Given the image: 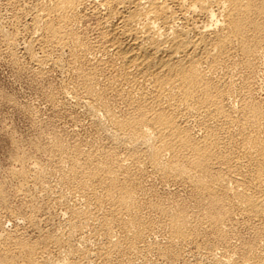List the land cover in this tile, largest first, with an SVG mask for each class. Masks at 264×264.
I'll return each instance as SVG.
<instances>
[{"label": "bare ground", "instance_id": "obj_1", "mask_svg": "<svg viewBox=\"0 0 264 264\" xmlns=\"http://www.w3.org/2000/svg\"><path fill=\"white\" fill-rule=\"evenodd\" d=\"M3 1L26 35L0 21V42L74 77L65 95L106 142L49 143L73 202L67 227L41 246L1 221L0 264H264V110L246 91L264 57V0ZM42 166L31 181L46 191ZM146 174L195 206L152 198ZM240 224L253 238L236 246Z\"/></svg>", "mask_w": 264, "mask_h": 264}, {"label": "rangeland", "instance_id": "obj_2", "mask_svg": "<svg viewBox=\"0 0 264 264\" xmlns=\"http://www.w3.org/2000/svg\"><path fill=\"white\" fill-rule=\"evenodd\" d=\"M0 18H2L0 21L3 30L6 29L4 31L12 35L15 34L20 38L19 40L25 37L26 33L21 27L15 25L14 19H12L13 12L5 7L3 0H0ZM83 24L85 27L82 25V29L85 30L88 29L90 25L92 26L93 22L89 21ZM89 37L90 39L94 38V33L89 32ZM36 51L39 52L38 49H36ZM23 52V49L20 47L14 50H8L0 42V186H2L0 189L3 188L2 191L4 192L3 199L0 201V222L2 221L4 224L3 228L6 231L13 232L19 229L18 232L24 239L37 241L42 246L46 244L47 237L49 238L50 235H61L62 232L65 231L67 227L66 221H68L69 218V215L66 213L65 205L69 202V204L73 203L69 198H66V196L68 197L66 187L59 184V181L62 179V172H60V170L59 172L57 171L59 169L56 162L57 159L54 160V156H49L53 155L50 152L52 141L59 138V140L61 139V142L64 143V146H68V149L78 144L77 146H81L82 149L86 148L84 150H90L92 148L101 149L106 140L104 136L101 135L102 133L99 132L100 135L98 134L97 127L95 128L96 130L94 129L95 125H92L93 123L91 120L85 115V112H83L84 109L82 111V108H76L74 101L66 97L65 89L71 87L73 83H75L76 80H72L75 78L71 75L63 74L58 69H53L50 66L40 70L37 68V65L30 60L26 53ZM259 62V70L250 80L246 91L249 92L251 99L260 104L261 108L264 110V57H262ZM237 78L240 79L239 77ZM238 84L242 86L241 83ZM65 99L67 100L65 101ZM98 145L101 147H98ZM41 148L42 150H48L49 148V150H44L45 152L43 151V153ZM49 152L51 154H49ZM39 164L40 166L42 164L44 166L42 167L45 168L47 172L49 171V174H46L45 177V185H48L46 191L43 188L40 189L41 187H39V185L37 186L32 183L34 181H31L34 177L33 174H35L34 171L37 166L39 167ZM22 170L24 174H21ZM28 173L29 175H27ZM20 175L23 176L21 177ZM25 175L28 178L24 177ZM151 175L152 174L144 175L141 181L143 186L148 190V194L153 195L151 196L152 198L154 197V199H156L158 197L159 200H175L190 207L195 206L189 189L187 190L185 187L163 182L155 175ZM24 179L27 180L25 181V185L26 187L29 186V188L25 187L26 189H22L20 182H22V180L24 181ZM143 179L145 182H143ZM28 194L31 195L29 196ZM66 199L70 201L67 202ZM3 200L4 202H2ZM64 213L66 214L64 215ZM13 215L15 216L14 218L19 219L18 221L21 223L18 226H16L15 223L17 220L14 221L10 218L13 217ZM30 216L33 221L36 220L34 221L36 225L30 224V226L29 223H27L28 220H31ZM242 225L240 224V226H237L238 228L234 227L236 246H241L242 241L243 243L250 242L253 238L252 232ZM38 231H42L41 235ZM90 232L87 230L88 236L91 234L92 236L90 237H93L92 231ZM22 234H24V236ZM159 235L160 236H158V234L155 235L157 236L154 237L155 240L158 239L157 241L164 242L162 235ZM79 237L80 235L78 234L77 238ZM43 239L44 242L42 244L41 241H43ZM95 240H98V238ZM51 254L53 259H57V251L52 250ZM164 264L171 263L166 262ZM176 264L184 263L179 262Z\"/></svg>", "mask_w": 264, "mask_h": 264}]
</instances>
